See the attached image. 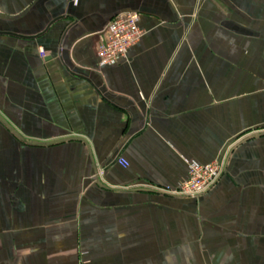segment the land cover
Instances as JSON below:
<instances>
[{
    "label": "crops",
    "instance_id": "1",
    "mask_svg": "<svg viewBox=\"0 0 264 264\" xmlns=\"http://www.w3.org/2000/svg\"><path fill=\"white\" fill-rule=\"evenodd\" d=\"M0 115V264H264V0H0Z\"/></svg>",
    "mask_w": 264,
    "mask_h": 264
},
{
    "label": "built area",
    "instance_id": "2",
    "mask_svg": "<svg viewBox=\"0 0 264 264\" xmlns=\"http://www.w3.org/2000/svg\"><path fill=\"white\" fill-rule=\"evenodd\" d=\"M143 30L138 27V14L124 12L116 14L109 22L106 36L101 42L97 54L101 66L112 64L124 56L128 49L140 40ZM40 56L44 57L45 51L39 49ZM119 162L127 165L125 159ZM189 176L177 188L167 189L169 193L182 196H198L209 191L225 171L224 160L213 161L208 164H199L188 161Z\"/></svg>",
    "mask_w": 264,
    "mask_h": 264
},
{
    "label": "water",
    "instance_id": "3",
    "mask_svg": "<svg viewBox=\"0 0 264 264\" xmlns=\"http://www.w3.org/2000/svg\"><path fill=\"white\" fill-rule=\"evenodd\" d=\"M0 119H1L3 122H5V123L10 127V124L7 122V120H5L1 115H0ZM35 143H37V142H35Z\"/></svg>",
    "mask_w": 264,
    "mask_h": 264
}]
</instances>
